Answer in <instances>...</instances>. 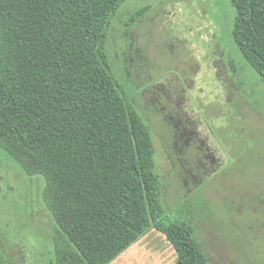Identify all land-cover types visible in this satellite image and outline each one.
Returning <instances> with one entry per match:
<instances>
[{
	"label": "trees",
	"instance_id": "trees-1",
	"mask_svg": "<svg viewBox=\"0 0 264 264\" xmlns=\"http://www.w3.org/2000/svg\"><path fill=\"white\" fill-rule=\"evenodd\" d=\"M124 2L0 0V150L45 180L55 264H109L152 228L176 264H210L196 227L168 219L152 134L111 70ZM231 2L233 39L264 82V0Z\"/></svg>",
	"mask_w": 264,
	"mask_h": 264
},
{
	"label": "rangeland",
	"instance_id": "rangeland-1",
	"mask_svg": "<svg viewBox=\"0 0 264 264\" xmlns=\"http://www.w3.org/2000/svg\"><path fill=\"white\" fill-rule=\"evenodd\" d=\"M236 18L231 0H125L107 51L152 134L168 219L196 227L210 264H264V82L233 39ZM157 86L180 97L185 90L199 125L178 132L155 106ZM44 188L42 177L26 176L0 150L5 264H55L57 225ZM176 262L166 236L152 228L109 264Z\"/></svg>",
	"mask_w": 264,
	"mask_h": 264
},
{
	"label": "flooded vegetation",
	"instance_id": "flooded-vegetation-1",
	"mask_svg": "<svg viewBox=\"0 0 264 264\" xmlns=\"http://www.w3.org/2000/svg\"><path fill=\"white\" fill-rule=\"evenodd\" d=\"M157 81L158 80H156V82ZM160 86L164 87L165 84H160ZM158 87L159 86L155 87V90H156V92H155V106L157 104L159 106H161L159 112L161 114H163L164 116H166V118L171 119V120L175 119L177 121L178 132L179 131H185L192 125H194V126H198L199 125L196 122L194 117H193L194 121H192L191 118H190V107L188 106V103H186L187 101H186V96H185V93H184L185 92L184 89H183L184 91L182 92V96L180 97V96H178L176 94V92L173 91V89H172L173 87L171 88V86L168 89L162 88V90H160V89L157 90ZM160 92L162 93V95H160ZM179 99L181 100V103L180 102L177 103V101ZM165 104H166V106H165ZM175 104H178V109L174 106ZM168 108L169 109L170 108H174L175 112H171L169 110L168 113H165V111Z\"/></svg>",
	"mask_w": 264,
	"mask_h": 264
},
{
	"label": "crops",
	"instance_id": "crops-1",
	"mask_svg": "<svg viewBox=\"0 0 264 264\" xmlns=\"http://www.w3.org/2000/svg\"><path fill=\"white\" fill-rule=\"evenodd\" d=\"M149 231H150V230H149ZM149 231H148V232H149ZM148 232H147V233H148ZM147 233H146V234H147ZM146 234H145V235H146ZM145 235H143V236H145ZM143 236H142V237H143ZM142 237H140L139 239H141ZM139 239H138V240H139ZM138 240H137V241H138ZM137 241H136V242H137ZM136 242H135V243H136ZM135 243H134V244H135ZM132 245H133V244H132ZM132 245H131V246H132ZM131 246H130V247H131Z\"/></svg>",
	"mask_w": 264,
	"mask_h": 264
}]
</instances>
